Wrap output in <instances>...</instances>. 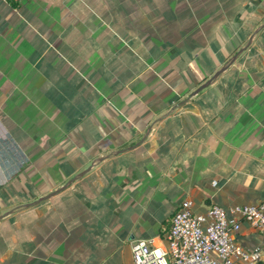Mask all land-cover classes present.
<instances>
[{
	"label": "crops",
	"instance_id": "crops-1",
	"mask_svg": "<svg viewBox=\"0 0 264 264\" xmlns=\"http://www.w3.org/2000/svg\"><path fill=\"white\" fill-rule=\"evenodd\" d=\"M263 20L264 0H0V214L124 148L3 215L0 264H132L183 199L262 201L264 26L145 131Z\"/></svg>",
	"mask_w": 264,
	"mask_h": 264
},
{
	"label": "built area",
	"instance_id": "built-area-1",
	"mask_svg": "<svg viewBox=\"0 0 264 264\" xmlns=\"http://www.w3.org/2000/svg\"><path fill=\"white\" fill-rule=\"evenodd\" d=\"M241 219L264 236V199L228 207L212 203L204 211H195L193 201L183 199L159 242L154 237L131 241L132 264H252L261 246L249 248L238 241Z\"/></svg>",
	"mask_w": 264,
	"mask_h": 264
},
{
	"label": "water",
	"instance_id": "water-1",
	"mask_svg": "<svg viewBox=\"0 0 264 264\" xmlns=\"http://www.w3.org/2000/svg\"><path fill=\"white\" fill-rule=\"evenodd\" d=\"M264 26V20L259 24L257 25V27H255V29H253V31L250 33L248 39L246 40V42L244 43V45H242L241 47H239L237 49V51L235 53H233L229 59H227V61L225 63H223L216 71H214V73L212 75H210L203 83H201L198 87H196L195 89H193L187 96H185L183 99H181L180 101L178 102H175L171 105V107L166 111L164 112L163 114L159 115L158 117H156L153 122L150 123V125L147 127L146 131H145V134H147V132L149 131V129L151 128V125L154 123V122H157L159 121L161 118H163L164 116L168 115L169 113H171L176 107H179L180 105H182L183 103H185L186 101H188L192 95H194L195 93H197L200 89H202L203 87L207 86L208 84H210L230 63H232L236 57L238 56V54L244 50L248 45L249 43L251 42V39H252V36L258 31L260 30L262 27ZM177 96L173 97V99L171 101H173L174 99H176ZM145 134L143 135V137L145 136ZM133 146V145H132ZM132 146H127L125 148H130ZM124 148L122 149H119V150H115L113 152H109L105 155H101V156H98L96 157L89 165L88 167H86L85 169H83L82 171H79L78 173H76L75 175H73L70 179H68L67 181H65L62 185H60L59 187H57L56 189H53L52 191H49L47 193H45L44 195H41L39 197H37L36 199H33L31 201H26V202H23V203H19L17 205H14L13 207L9 208L8 210L4 211L3 213L0 214V218L7 214V213H10V212H13L14 210L18 209V208H22V207H26V206H29V205H32L34 203H37L53 194H55L56 192H58L59 190H62L63 188H65L67 185H69V183L71 181H73L75 178H77L78 176H80L81 174H83L87 169H89L94 163L100 161L101 159L111 155L112 153H115L117 151H120V150H123Z\"/></svg>",
	"mask_w": 264,
	"mask_h": 264
},
{
	"label": "trees",
	"instance_id": "trees-1",
	"mask_svg": "<svg viewBox=\"0 0 264 264\" xmlns=\"http://www.w3.org/2000/svg\"><path fill=\"white\" fill-rule=\"evenodd\" d=\"M260 246H261V250H260L259 258L256 261H254L252 264H264V242L260 243Z\"/></svg>",
	"mask_w": 264,
	"mask_h": 264
}]
</instances>
